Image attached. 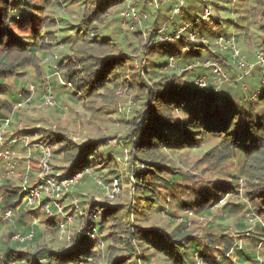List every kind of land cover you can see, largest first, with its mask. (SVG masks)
<instances>
[{"label": "rangeland", "instance_id": "1", "mask_svg": "<svg viewBox=\"0 0 264 264\" xmlns=\"http://www.w3.org/2000/svg\"><path fill=\"white\" fill-rule=\"evenodd\" d=\"M76 1L73 0L72 6L64 4V6L56 7L54 3L57 0H20V4L28 7L32 12L31 15L35 16L31 20L27 19L23 23H13L11 26L15 35L23 36L21 34H25L24 40H29L30 43L22 46L13 43L6 55L3 48H0V58L2 60L20 64V66L18 65L14 68L13 74L4 80L7 92L16 91L20 93V96L23 92V88L18 86L21 81L26 86L23 97L25 98L27 91L31 90V86H35V92L31 96V103L39 106L48 80H58L55 71L62 74V80H66L65 75L69 71L78 72L77 80L83 83L91 79L86 76L87 74H92L94 68L83 60L84 57H81L83 49L80 48V45L83 43L87 46L91 42L89 41L91 37L86 34V24L82 21V15L85 12V8L88 9L91 6V2L96 0H87L85 4L82 0H78V7L81 9L75 11L77 9ZM109 1L111 2V7L108 10L109 16L103 17L101 20L103 25L98 26L99 22L97 21L89 25L91 29L93 28L95 32L99 33V36H106L113 43V46H117V49L109 52V54L117 56L120 53H125L131 56L124 63L125 65L123 66L125 67L120 70L122 71V76H120L121 74L119 75L121 77L120 81L123 80L122 82H128L130 85L133 83L131 69L142 68L144 70L147 67L143 63L142 58H148L149 61L154 59L156 62L161 63L180 53L178 60L181 61L183 57L184 62L176 70L183 72V68L189 63L192 64L190 69L194 70L195 63L204 62L205 58L211 57L209 52H214L216 38L211 37L213 33L226 32L236 34L239 37L238 42L243 54L251 63L255 62V54L264 49V45H262L264 34L259 31V25L264 22V0H221V4L226 7L217 4L220 0H188L186 5L180 10V14L172 21H170L173 9L171 7L175 0H157L160 11H155V7H157L155 4L150 7L147 4V0H121L120 3H116V0ZM129 3L134 5L140 13L149 15L147 20H143L141 26L132 27L134 21L130 19L129 24H124L125 19L121 13ZM190 11L192 12V17L185 21V16ZM197 11L203 20L199 19V25L193 28L192 23L194 22L192 20L193 17H196ZM52 16L56 21L48 23V19ZM156 18H158L159 23L157 30L154 32L155 37L160 35L159 31L166 26H168V31L163 34H167L169 31L172 32L174 31L172 27L184 26L185 23L189 25V30L184 32L182 38L173 40L169 46L162 45L158 47V50L163 54H153L146 57L147 52L156 46L154 43L150 44V32H148V28L153 25ZM224 18H229L230 20H225ZM61 21L63 22L62 25H60ZM34 25L40 27V29H37L40 32L39 34H41V36L37 37L35 44L42 43L48 48L44 50V46L42 52L36 54L33 53L35 44L32 45L31 42L33 41H31L32 38L29 36ZM247 28L249 29L247 30ZM134 30L142 31L143 38L141 41H139L140 38H137L138 36L134 33ZM68 33L70 35L65 39L68 43L66 49L64 48L65 50L63 48H54L50 44V40L48 42L45 41L47 37L50 39L51 36H59L56 38H62L63 36L65 38L63 34ZM190 34H194V38ZM92 38L91 40L94 41ZM185 38L194 44V46L191 45L192 49H190L191 46L186 45L187 49L184 50ZM125 40L129 45L122 46L121 41ZM69 45L70 47H68ZM194 47L196 49H193ZM43 52H45V56L42 57ZM55 53L61 57L62 55L69 56L66 63L62 65H68V68H62L56 61H49V58ZM105 53V50L103 52L100 49L96 50L97 55ZM200 55L204 56L202 58L197 57ZM46 56L47 58L44 59ZM224 62H230L228 63L229 66L226 67L229 73H226L230 77L236 78L238 76L237 65L231 64L230 55L225 54ZM258 71L255 70L253 76ZM198 72L202 76L206 75L208 77L209 75V69H205L202 66L198 68ZM58 76L60 77V75ZM15 79L18 85L13 86ZM187 79L195 88L202 92L196 83L195 75H188ZM260 80L261 73H257L256 77L249 80L252 92H257L258 94L257 87L260 85ZM115 81L117 79L113 78L110 83H115ZM262 82L264 83L263 76ZM56 91H59V89ZM99 91V89H93L91 95L84 94V97L73 94L75 102L69 100L65 103V100L62 99L60 100L62 105L59 104L56 108L34 109L31 112H24L25 110H23L14 114L13 130L19 138L23 136L21 134H24V137L29 140L28 143H32L36 139L44 140L53 152H56V159L53 158L52 160V167L56 173L61 175L69 174L70 159L73 155L71 148L78 147V149L84 150L86 146L92 145L95 158L90 167L93 170L91 175L81 180L63 198V213L55 217L57 221L49 218L47 213L41 209L34 210L33 216L30 207L26 206L27 202L23 204V207L29 212L22 208H16L13 210L12 217L9 218L5 217V213L11 208H0V263L5 255L4 249L8 247L13 248L14 252L24 253L23 264H31L30 257L42 248L60 251L68 247L71 245L67 238L68 234L73 237L76 232L83 231L84 227L86 228L88 224L90 225L97 215L103 219L106 218L104 216L105 211H103L106 209L101 205L102 203H107L115 207L114 209L130 208V210H133L131 211L130 222L134 230H138V227L152 229L151 231L156 229H165L167 231L168 229L169 231L167 232L169 233L185 216L189 220L187 224L190 230V237L199 239L202 248H206L211 253V256L214 254L221 256L223 252H227L226 256L230 259L228 261L236 262L238 260L237 249H239L237 247L243 245L246 251H248V247L254 248L259 259L258 262L248 263L247 261L248 264H264V233H259L258 229L250 225V219H258V216L254 213H246L247 210H251V203L258 204L259 201L255 199L256 195L253 194L256 190V186L251 185L253 182L249 183L248 186L250 188L247 190L246 178L242 173L244 157L238 154L233 159L218 162L216 158L205 155L209 149L220 144L224 139L222 135L220 139H212L209 138V134H203L196 147L170 148L166 146V143L165 146L164 144H155L149 157L160 161L163 165L160 168H153L152 171L145 169L144 173L150 172L151 175L160 174L165 178H169L171 173L182 172L185 177L178 181L174 186L175 188L170 191L159 186V189L163 190L161 191V207H159L160 209H154L151 207L154 204L153 201L145 200L144 196L142 198L139 197L138 186L133 178L136 170L149 166L152 168L151 166H153L140 160L141 156H134L135 149L132 143V129L134 126L132 118L137 116L136 118L138 119L143 110L148 107L137 99H141V95L137 98L133 97V95L135 96L134 90L130 92L129 89H121L120 87L117 93L119 100L116 98L115 103H109L107 99L104 100V97H99ZM103 91L105 92V89ZM83 92L85 93L86 91L84 90ZM242 92L243 90L240 86L233 89L234 95ZM57 93L59 94V92ZM94 94L99 98L94 97ZM250 94L252 95L253 93ZM6 95L0 93V100L5 102ZM60 98L61 96H58V99ZM11 100L13 102L17 101V95H13ZM249 100L251 102L254 99ZM3 113L10 114L11 112L4 111ZM176 114L183 116L180 112H176ZM20 123L23 125L22 133L19 130ZM8 145L14 148L18 156L19 175L7 176L4 179V184L6 185L0 189V201L6 189H15L16 191L21 189L18 186H22L28 169L27 150L23 145L21 143H8ZM65 145H68L67 148L63 152L60 151V148ZM149 157L148 159H150ZM38 162V156H34L30 160V166L33 170L32 174H30L32 183L36 180L35 172L38 170ZM113 169L118 171L119 178L116 173H112ZM240 178H244L245 187H241L237 183ZM152 180L149 177L144 181V185L153 189L156 188L157 185H153L151 183ZM237 184H239V187ZM238 188L244 189L238 191ZM204 190H206L205 193L203 192ZM81 193L84 194L80 195ZM201 193H203V197L209 196L210 198L214 197V199L209 200L206 206L199 205L197 207V203L194 200L197 196L201 200ZM15 194H10L11 199L14 197L13 200H15ZM17 195L16 207L20 203L19 201L23 200L21 198L23 190L21 189ZM247 196L251 198V203ZM169 197L171 198L170 201L167 199ZM184 199H188L189 204L179 208L178 202ZM208 207L210 209L209 212H200V210H205ZM167 210H170V212ZM260 213H264V209ZM35 217L42 221L36 227L37 237L30 242H18L15 239V235L19 233L23 235L32 231L31 223L34 222ZM66 217L69 218L67 222L69 225L66 226L67 230L62 232L58 221H66ZM110 220V218L105 219L102 234L97 232L94 238L98 242L97 248H93V241H89L90 248L96 249V257L88 264H109L108 253H106L108 244L113 246L111 249L114 252V257L115 255L121 256V254H124L127 258L131 256L126 253L123 247L125 234L113 233L115 231L111 225L113 221L110 223ZM240 222H243L245 226L239 227ZM18 224L20 225L19 228H17ZM27 225H29L28 229L24 227ZM92 226H88L86 231V235L91 238L92 230L90 228ZM107 235L108 239L106 240L105 237ZM131 240L133 246L137 249V253L146 252L142 251L143 247L138 245V241L135 239ZM128 241L130 242V240ZM230 243L234 246H231V250L228 251ZM234 248L236 249L234 250ZM150 250L149 252H153L152 250L154 249L151 248ZM155 255L156 257L151 260L150 264H165V260H162V255L158 253ZM194 258L195 264H206L198 253H195ZM55 263L56 261L52 262V264ZM40 264L49 263L47 260L42 259ZM126 264H130V262L128 261Z\"/></svg>", "mask_w": 264, "mask_h": 264}, {"label": "trees", "instance_id": "2", "mask_svg": "<svg viewBox=\"0 0 264 264\" xmlns=\"http://www.w3.org/2000/svg\"><path fill=\"white\" fill-rule=\"evenodd\" d=\"M82 1L85 4V1L87 0ZM76 2L77 9H75V11L81 9L80 7H78V0ZM120 2L121 0H116V3ZM20 3V0H0V48H3L5 55L7 54L8 49L12 46L13 43L21 46L23 44L27 45V43H30L29 40H24L25 38L23 37H25V34H21L23 36L15 35V32H13L11 29L13 23H23L26 22L27 19H33V17L35 16L31 15L32 12L28 7H25ZM72 3H74L73 0H57V2H55L54 4L56 7H60L64 6V4L66 6H72ZM217 4L226 7L224 4H221V0ZM109 7H111V2L109 0H96L91 2V6L88 9L85 8V12L82 15V21L86 24V34L91 38L93 37L92 39L94 41H92L90 38L89 41L91 42H89L87 46L83 43L80 45V48L83 49L81 52V57H84L83 60L92 68H94V70L92 74H87V76L85 75V73L87 72L84 73L86 77L91 78L86 83L77 80L78 72L71 71L66 73V80H64L65 83H60L59 80L53 81V79H51L50 82L55 90L56 99L58 102L57 106L52 108L58 107L59 104L62 105L60 103V100L62 99L65 100V103L69 100L75 102L73 100V94H78L82 97H84L86 94L91 95L93 89H99L100 91L98 92V96L104 97V100L107 99L109 103H115L116 98H118L119 100L117 93L120 87L121 89H129L130 92H133L134 90V98H137L139 95H141V99H137L148 108H145L143 110L138 119L136 118L137 116H134L132 118V121L134 122V126L132 129V143L135 149L134 156H141L140 160L153 166H151L152 168H150V166L147 165L149 167L136 170L135 176L133 178L136 180L135 184L138 186V193H140L139 197L142 198L144 196L143 198L145 200L148 199L150 201H153L154 204L151 205V207L154 209H160L159 207H161V191L163 190H160L159 186H162L164 189L170 191L175 188L174 186L178 183V181H181L183 177H185L182 172L171 173L169 178H165L160 174L151 175L150 172L144 173L145 169H147L148 171H152L153 168H160L163 165L162 163H160V161L153 160V158L149 157V155H151V150L155 147V144H164L165 146L166 143V146L170 148L196 147L202 139L203 134H209V138L212 139H220V136L222 135L224 139L220 142V144H217L216 146L209 149V151L206 152L205 155L216 158L218 162L233 159L238 154L244 157L242 173L246 178L247 190H249L250 188V186H248L249 183L253 182V184L251 185L256 186V190L253 194L256 195L255 199H258L259 201L258 204L251 203V198H249L248 195L247 197L249 198L251 203V210H247L246 213H254L258 216V219H250V225L258 229L259 233H264V213H260L264 209V110H262L264 108V83L262 82L263 70L261 66H256L253 71L254 73L255 70H259L257 73H261L260 85L257 87L258 94L255 98L253 97V95L257 92L251 91L249 80L256 77L257 73L254 76L252 73L251 76L243 79L241 82H236L235 84L226 82L221 86L220 89L216 90V84L212 80V67H206L203 62L195 63L196 66L194 70L190 69L189 65L191 64L189 63L185 66V68H183V72L177 71L176 68H179L181 63L184 62V59H182L183 57L181 58V61L177 60L176 66L170 65V58L168 59V61L161 63L156 62L154 59H151L149 61L148 58H144L146 60L145 65H147L146 69H131V78L133 82L132 85L128 84V82H122L123 80L120 81L121 77H119L120 74V76H122V71L120 70L122 69V67H125L123 66L125 65L124 63L127 61V58L129 57L130 59L131 56L125 53H120L117 56L109 54V52L115 51V49H117V46H113V43H111L106 36H99V33L95 32L93 28L91 29L89 25L97 21L99 22L98 26H102L103 23L101 20L103 19V17H105L106 15L109 16ZM174 7L175 2L173 3L171 8ZM155 9V11H160L158 7H155ZM196 13V17H193L192 20L194 22L192 23L193 28L199 25V19L203 20V18L199 16V12L197 11ZM179 14L175 15L172 19L170 16V21L174 20ZM191 17L192 12H187L185 21L190 19ZM148 18L149 15L144 20H147ZM224 19L230 20L229 18ZM61 20H63V18H61ZM55 21L56 19H54L53 16L48 19V23H54ZM158 23V18H156L153 25L148 28V32H150V40L157 38L158 36L157 35L155 37L154 35V32L157 30ZM62 24L63 22L61 21L60 25ZM180 27L175 26L172 28L173 30H176ZM243 27L245 28V26ZM37 28L40 29V27H36L34 25L31 29V33L29 34V36L32 38L31 41H33L31 42L32 45L36 43L37 37L41 36ZM248 29L249 28H247V30ZM259 31L264 34V22L259 25ZM134 33L137 34V38H140L139 41H141L143 38L142 31L134 30ZM169 33L170 31L167 34ZM63 35L65 36V38L63 36L62 38H56L59 36H51L50 39L49 37H47L45 41L48 42L50 40V44H52L54 48L57 47L60 49H66L68 43L65 39L69 37L70 34L68 33ZM231 35H235L237 43H239V37H237L236 34L226 32L213 33L211 37L216 38V44H214L215 49L214 52H209V54L211 55L210 58H205V61L209 59L218 61L227 73L229 72L227 71L226 67L229 66L228 63L230 62H224L225 54L230 55L231 60V52L229 50H220L217 39L220 36L230 37ZM189 41L190 40H186L185 38V42L183 44L184 48H187L186 45L194 46V44ZM171 42L159 43L158 45L152 47L147 52L146 57L152 56L153 54H163L158 50V47L162 45L169 46ZM121 45L123 46L129 44L125 40L121 41ZM262 45H264V42H262ZM44 46L45 45H42V43L35 44L33 53L36 54L42 52ZM68 47H70V45ZM80 48L75 49L79 50ZM46 49H48L47 46H45L44 50ZM99 49L101 50V52L105 50L106 53L103 55H97L96 50ZM190 49H192V46ZM193 49L196 48L194 47ZM118 51L122 52L121 50ZM262 51H264V49H262ZM179 54L180 53L175 55L178 56ZM43 56H45V52L42 53V57ZM202 56L204 55H200L197 57L202 58ZM68 57L69 56L65 55H62V57L59 56L56 62H58L60 66H62L66 63ZM46 58L47 56L44 59ZM144 59L142 58V60ZM231 64H233L232 60ZM18 65L20 66V64H17L16 62H9L0 58V93L7 94L5 102L0 100V117L9 114L3 113L4 111L12 112L14 104L24 97L26 86L20 80L19 85L17 84L16 79L14 80L13 84V86L18 85L23 88V92L20 96V93L16 91L7 92V90H5V78L13 74L14 68ZM200 66L205 69H209L208 77L210 90L208 93H205L201 88L200 89L202 90V92L199 91L187 79L188 75H195V77L200 75L198 72V68ZM62 68H68V65H64L62 66ZM237 70V75H239L240 70L238 66ZM55 73L59 74L60 76L62 75L58 71H55ZM113 78L117 79V81H115V83H110L111 79ZM244 85H246V90L244 89ZM233 86L236 87L233 88ZM238 86L241 87L243 92L241 94L238 93L234 95L233 89L237 88ZM57 89H59V91H56ZM103 89H105V92L103 91ZM84 90L86 92L82 93V91ZM57 92H59V94ZM250 93L253 94L251 95ZM15 94L17 95V101L13 102L11 98ZM244 94H250V99L254 100L249 102L250 100L246 99ZM26 95V97L30 95L29 90L27 91ZM58 96H61V98L58 99ZM98 96H95L94 94V97L99 98ZM2 110L4 111L2 112ZM176 112L182 113L183 116L177 115ZM67 146L68 145L62 146L60 148V151L63 152V150H65ZM71 151L73 152V155L70 159L71 166L69 174H74L77 171L92 166V161L95 158L92 145L86 146L84 150L78 149V147L71 148ZM148 157L150 159H148ZM53 158L56 159V152H53ZM112 173H116L117 177H120L116 169H113ZM89 175L91 174H85L83 179ZM149 177L154 180H152L151 183L153 185H157L156 188L153 189L144 185V181ZM241 181L243 182V186L245 187L244 178H240L239 180H237V183L240 184ZM4 182L5 180H3V182L1 183L0 189L6 185L4 184ZM239 184H237L238 187ZM18 187L22 189V186ZM21 189L17 191L15 189H6L0 201V208L5 209L6 207H10L12 210L16 209V197L18 196L17 194ZM243 189L244 188H242V190ZM242 190L238 188V191ZM203 192L205 193L206 190H204ZM14 193H16L15 200H13L14 197L13 199H11L10 196V194L13 195ZM80 195L83 194L81 193ZM200 195L201 200L198 196L194 200L196 201L195 203H197V207L199 205L206 206L209 200L211 201L212 199H214V197L210 198L209 196L203 197V193H201ZM167 199L169 201L171 200L170 197ZM178 203L179 208L187 206L189 204L188 199H184L183 201H179ZM101 206L105 207L106 209L103 210L105 211L104 216L108 219H111L110 223L111 221H113V223L111 224L112 229L115 230L113 233L125 234V243L123 244V247L125 248L124 250H126V253L128 255H131L129 258H127L124 254H121V256L115 255L114 257V252L111 249L113 246L111 244H108L106 253H108L109 264H126L128 263V261L130 262V264H150L151 260L156 257V253L162 255V260H165V264H195V253H198L200 255V258L206 264H248L249 262L259 261L255 249L248 247V251H246L244 250L243 245L241 247H237L239 249H237L238 260L236 262L228 261L230 259L226 256V254H228L227 252H223L221 256H216L215 254L211 256V253H209L206 248H202V244L199 239L190 237V230L187 224V221L189 220L185 216L182 217L181 222L176 225L173 231L169 233L167 232L169 231L168 229L167 231L165 229H156L154 231H151L152 229H142L138 227V230H134L130 222L131 211L133 210H130V208L114 209L115 207L107 203H102ZM21 208L25 210V207L21 206L20 209ZM209 210L210 209L208 207L205 210H200V212H209ZM167 211L170 212V210ZM31 212L33 214V211ZM102 219V217H98L97 215L94 220H92L91 224H88V226L93 225L90 229L95 228L98 234H102L101 232L104 229L105 222V219ZM31 225V229H33L32 231H34V237L31 240L23 242L17 240L18 242H30L37 237L38 234L36 227L38 225L34 223H31ZM19 226L20 225L18 224L17 228H19ZM88 226L86 228L84 227L83 231L80 230L76 232L73 235L72 240L69 241L71 245L63 248L60 251H53L49 250L48 248L40 249L30 257L29 260L31 261V264H40V261L42 259L47 260L49 264H52L53 261H56L55 264H78L80 261L85 264L90 263V261H92L96 257V249L93 248H97L98 242L97 240L91 238L89 235H86ZM243 226H245V224H243V222H240L239 227ZM24 227L28 229L29 225ZM27 234L23 235L25 236ZM112 236L115 237L114 234H112ZM105 239H108V235L105 237ZM131 239H135L136 241H138V245L143 247L142 251L146 252L137 253V249L133 246V242ZM128 240H130V242ZM89 241H93V248H90ZM231 246L232 243L228 245V248H230ZM151 248L154 249L152 250L153 252H149L151 251ZM231 248L228 251H230ZM235 249L236 248H234V250ZM14 251L15 250L13 248H5V255L3 256L2 262L0 264H12L13 262H17V264H23V259L25 256L24 253H17Z\"/></svg>", "mask_w": 264, "mask_h": 264}, {"label": "built area", "instance_id": "3", "mask_svg": "<svg viewBox=\"0 0 264 264\" xmlns=\"http://www.w3.org/2000/svg\"><path fill=\"white\" fill-rule=\"evenodd\" d=\"M188 0H176L175 7L172 9L171 19L179 14L182 7L186 4ZM147 4L152 6L156 5L159 8L157 0H147ZM121 15L124 17V24H129V19L134 21L132 27H138L142 25V22L145 18L148 17L147 14H142L139 10L132 5L131 3L127 4L126 7L122 10ZM168 26L164 27L159 31L157 38L150 40V44L154 43L155 45L159 43H169L173 40H176L180 37H183L185 31L189 30V25L185 24L179 29L172 31L173 33L163 34L168 31ZM183 31V32H182ZM195 34V33H194ZM194 34H190L194 38ZM217 43L220 47V50H229L231 52V60L236 64L240 70V74L236 78L230 77L218 61L207 60L203 62L206 67H212V80L216 84L215 89L218 90L224 83L235 84L236 82H241L243 79L252 75L254 68L256 66H261L263 70L264 77V51H258L255 54V62H250L247 60L246 56L243 54L242 49L237 43L235 35L230 37L220 36L217 39ZM185 50L187 48H184ZM58 54L53 55L52 60L58 59ZM180 56H171L169 63L171 66L177 65V60ZM143 63L146 64V60H143ZM190 67V66H189ZM196 83L198 86L206 93L210 90L209 86V77L206 75H198L196 77ZM34 91V86L31 87ZM246 90V85H244ZM257 93L253 95L255 98ZM246 98L250 99V96L246 94ZM31 95L28 98H23L17 102L14 106V111H23L31 112L34 109H43L57 106V99L54 88L48 80L47 86L44 89L43 100L39 103V106H35L31 103ZM3 115L0 117V184L7 176H18L19 175V161L16 151L13 147L9 146L10 144L21 143L23 147L27 150L26 158L28 160V169L26 175L22 182L23 195L22 198L24 202H27V206L31 210L41 209L47 213L49 218L57 219L55 217L58 214L63 213L62 200L63 198L71 192V189L77 184L80 183L85 174H91L92 170L90 167H86L80 171L75 172L74 174L61 175L56 173L52 167L53 160V150L44 140H35L32 143H28L24 137V134H21L20 138L13 130V114ZM20 132L23 131V125L19 124ZM22 133V132H21ZM27 146V147H25ZM38 156V170L35 172L36 180L34 183H31L30 174L33 170L30 166V160ZM240 186H243V182H240ZM54 207V209H53ZM13 210L9 209L5 213V217H12ZM34 224H40L41 221L38 218H34ZM69 218L66 217V221H58L62 232H65L66 226ZM71 220V218H70ZM57 221V220H55ZM92 238L96 237L97 231L95 228H92ZM71 233V232H70ZM34 237V231H31L27 235L17 234L15 239L21 242L31 240ZM69 241L72 240V235H67ZM71 238V239H70ZM12 264H17L13 262ZM78 264H84L80 261Z\"/></svg>", "mask_w": 264, "mask_h": 264}, {"label": "clouds", "instance_id": "4", "mask_svg": "<svg viewBox=\"0 0 264 264\" xmlns=\"http://www.w3.org/2000/svg\"><path fill=\"white\" fill-rule=\"evenodd\" d=\"M239 44V43H238ZM57 60V59H56ZM56 60H52V58H50L49 59V61H51V62H53V61H56ZM192 65V64H191ZM191 65H189V66H191ZM51 66V65H50ZM49 80H51V79H49ZM51 83V82H50ZM32 87V86H31ZM30 91V95L32 96L33 94H34V92H35V86H34V91H32V89L31 90H29ZM55 91V90H54ZM43 94H44V90H43ZM256 94V93H255ZM30 95L28 96V97H30ZM28 97H25V98H28ZM245 98H246V95H245ZM23 99V98H22ZM21 99V100H22ZM247 99V98H246ZM43 100V99H42ZM19 102V101H18ZM58 103V102H57ZM16 104V103H15ZM15 104H14V106H15ZM14 106H13V111H14ZM50 108H52V107H50ZM48 109V108H47ZM13 111L10 113V114H8V115H11L12 113H13ZM18 111H14V114L15 113H17ZM14 114H13V117H14ZM1 185V184H0ZM22 196V195H21ZM22 198V197H21ZM23 199V198H22ZM20 203H18V206L16 207L17 209H19L21 206H23V204L25 203L24 202V200H20L19 201ZM22 204V205H21ZM26 206H27V204H26ZM31 211H33V210H31ZM34 214V213H33ZM32 214V215H33ZM34 216V215H33ZM35 218H38V217H35ZM39 219V218H38ZM42 222V221H41ZM34 223V222H33ZM41 224V223H40ZM36 225H39V224H36ZM20 234V233H19ZM29 234V233H28Z\"/></svg>", "mask_w": 264, "mask_h": 264}, {"label": "crops", "instance_id": "5", "mask_svg": "<svg viewBox=\"0 0 264 264\" xmlns=\"http://www.w3.org/2000/svg\"><path fill=\"white\" fill-rule=\"evenodd\" d=\"M56 75H57V79L59 80L60 83H61V82H62V83H65L64 80H62V78H63L62 75H61L60 77L58 76L59 74H56ZM83 194H84V193H83Z\"/></svg>", "mask_w": 264, "mask_h": 264}, {"label": "water", "instance_id": "6", "mask_svg": "<svg viewBox=\"0 0 264 264\" xmlns=\"http://www.w3.org/2000/svg\"><path fill=\"white\" fill-rule=\"evenodd\" d=\"M208 92H209V90H208ZM208 92H206V93H208Z\"/></svg>", "mask_w": 264, "mask_h": 264}]
</instances>
